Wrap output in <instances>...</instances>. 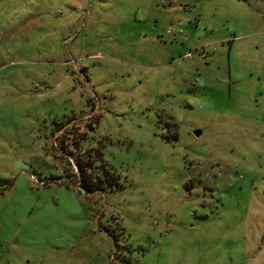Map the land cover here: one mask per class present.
Masks as SVG:
<instances>
[{
  "label": "rangeland",
  "instance_id": "rangeland-1",
  "mask_svg": "<svg viewBox=\"0 0 264 264\" xmlns=\"http://www.w3.org/2000/svg\"><path fill=\"white\" fill-rule=\"evenodd\" d=\"M0 264H264V0H0Z\"/></svg>",
  "mask_w": 264,
  "mask_h": 264
},
{
  "label": "trees",
  "instance_id": "trees-1",
  "mask_svg": "<svg viewBox=\"0 0 264 264\" xmlns=\"http://www.w3.org/2000/svg\"><path fill=\"white\" fill-rule=\"evenodd\" d=\"M97 155H101V151L99 149L96 150ZM75 162L78 165L79 168V174L78 175V185L82 187L87 193L96 191V188H99L98 182L97 185L94 183V175L89 173L87 170L88 167V161L86 158L82 160L80 157L75 158Z\"/></svg>",
  "mask_w": 264,
  "mask_h": 264
},
{
  "label": "water",
  "instance_id": "water-1",
  "mask_svg": "<svg viewBox=\"0 0 264 264\" xmlns=\"http://www.w3.org/2000/svg\"><path fill=\"white\" fill-rule=\"evenodd\" d=\"M200 133H201V130H199V129H197V130L194 131V134L195 135H200Z\"/></svg>",
  "mask_w": 264,
  "mask_h": 264
}]
</instances>
